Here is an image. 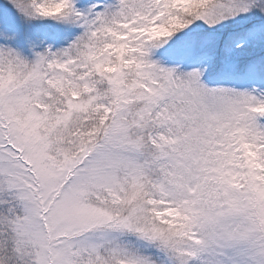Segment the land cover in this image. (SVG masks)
<instances>
[{"label": "snow or ice", "instance_id": "snow-or-ice-1", "mask_svg": "<svg viewBox=\"0 0 264 264\" xmlns=\"http://www.w3.org/2000/svg\"><path fill=\"white\" fill-rule=\"evenodd\" d=\"M0 264H264V0H0Z\"/></svg>", "mask_w": 264, "mask_h": 264}]
</instances>
